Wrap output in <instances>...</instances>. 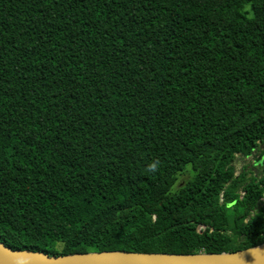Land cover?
<instances>
[{
    "label": "trees",
    "instance_id": "trees-1",
    "mask_svg": "<svg viewBox=\"0 0 264 264\" xmlns=\"http://www.w3.org/2000/svg\"><path fill=\"white\" fill-rule=\"evenodd\" d=\"M0 242L263 244L264 0H0Z\"/></svg>",
    "mask_w": 264,
    "mask_h": 264
},
{
    "label": "water",
    "instance_id": "water-1",
    "mask_svg": "<svg viewBox=\"0 0 264 264\" xmlns=\"http://www.w3.org/2000/svg\"><path fill=\"white\" fill-rule=\"evenodd\" d=\"M0 264H264V243L222 253L174 254L119 250L50 255L43 251L14 249L0 242Z\"/></svg>",
    "mask_w": 264,
    "mask_h": 264
},
{
    "label": "rangeland",
    "instance_id": "rangeland-1",
    "mask_svg": "<svg viewBox=\"0 0 264 264\" xmlns=\"http://www.w3.org/2000/svg\"><path fill=\"white\" fill-rule=\"evenodd\" d=\"M247 8H249V5L247 6ZM259 157H260L259 153H256V156H254V157L251 156V157L246 158V159L239 158L235 162V166H236L237 173H239L241 171V169L243 168L244 165H248L249 164L248 166L251 167ZM190 176H191V172L188 171L187 174H185L183 176H180L178 183H181L184 180H187L188 178H190Z\"/></svg>",
    "mask_w": 264,
    "mask_h": 264
}]
</instances>
